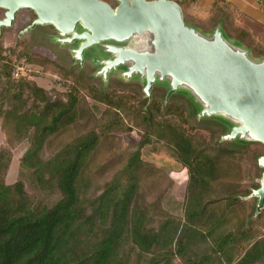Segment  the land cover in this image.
Listing matches in <instances>:
<instances>
[{"label":"trees","instance_id":"1","mask_svg":"<svg viewBox=\"0 0 264 264\" xmlns=\"http://www.w3.org/2000/svg\"><path fill=\"white\" fill-rule=\"evenodd\" d=\"M176 1L190 28H218L254 51L237 25H263L233 4L214 0L204 11L196 0ZM3 29L0 264H264V206L257 212L251 196L263 172L261 143L228 145L223 137L234 124L218 122L224 134L202 125L201 106L185 89L183 102L177 91L158 103L46 60L66 88L46 91L15 73L34 61L21 41L4 46ZM131 133L138 141L123 149ZM23 143L16 181L7 184L12 152ZM144 151H166L185 170L180 216L163 208L173 180Z\"/></svg>","mask_w":264,"mask_h":264},{"label":"water","instance_id":"2","mask_svg":"<svg viewBox=\"0 0 264 264\" xmlns=\"http://www.w3.org/2000/svg\"><path fill=\"white\" fill-rule=\"evenodd\" d=\"M114 1L115 8L101 0H0V30L11 28L19 11L29 10L35 19L24 32L51 26L59 42H79L72 51L75 63L93 45L122 43L138 32H151V52L104 45L114 59L101 63L96 76L106 81L109 71L127 64L124 76L138 74L148 100L155 82L167 84L165 101L185 89L205 107L198 117L223 115L234 122L224 140L264 146V62L247 61L246 52L231 49L218 28L205 38L186 26L176 0ZM258 165L263 170L260 186L251 195L257 212L264 206V155Z\"/></svg>","mask_w":264,"mask_h":264},{"label":"rangeland","instance_id":"3","mask_svg":"<svg viewBox=\"0 0 264 264\" xmlns=\"http://www.w3.org/2000/svg\"><path fill=\"white\" fill-rule=\"evenodd\" d=\"M104 2L107 3L110 7L116 5V2L114 0H104ZM252 8L253 9L250 10V13L252 11L256 15H264V0H262V2L257 1L256 5L254 7L252 6ZM3 13L4 12L0 10V20H2L3 18ZM31 13L32 12L29 10L19 11L16 14L15 21L13 22L11 28L3 29L2 40L5 47L12 46L16 40L22 42L23 46L21 45V47H26V54L32 62L34 61V64H22V66H20L15 71V73L18 72L19 75L22 74L30 77L37 86L43 88L44 90H56L57 92H63L66 89L64 86V79L60 77V75H58L56 72L51 70L53 66L50 63H47L46 60H53L64 68H74V70L77 69L79 71H83L87 75L91 73L92 75H96L100 70L99 67L101 63L112 61L114 59V55L108 53L106 51L107 49H105L106 46L104 47V45H111L112 42H101L97 45H93L87 48L83 53L82 61L75 63L74 54L72 51L77 45L76 42L73 44L59 42L58 39L60 38L51 26L37 25L34 29L24 32L25 29L29 27L34 20V17L31 16ZM183 22L184 24L187 23L184 17ZM187 26L189 27L188 23ZM237 26L246 27L248 33H250V35L252 36L251 43L255 45L254 51L251 52V50H253L252 48L249 49V47L242 45L239 41L225 38V41L227 40L226 42L229 47L231 49H239L246 52L245 58L251 63L264 62V25L262 27H257L256 25L248 23L241 19L239 21V25ZM194 29L205 38L211 37V34L207 31H201L197 27H194ZM150 36H152L151 32H138L136 34H133L124 42L114 43L113 45L134 49L137 51L151 52L153 51V48H151V41L149 39ZM23 61L24 58L21 59V62ZM127 67V64L117 66L115 69L108 72L106 77H104L106 81H103L110 88L118 89L122 92L139 94L140 91L142 92L144 82L141 81V78L138 74H133L129 77L124 76ZM31 74H34V76H30ZM157 83L158 82H155L152 88L157 85L159 87L154 91L153 89L151 90L150 97L151 100L153 99V101L160 103L163 96L165 97L164 91L168 90V86L165 82H161L160 85ZM183 95L184 94H182V92L178 91L174 99L183 102ZM204 108L205 107H201L200 110H203ZM198 118H204V120H202V125H208L212 127L219 134H224V132L227 131V127L224 124H217L218 122H223L226 120L229 123L234 124L233 121L231 122L223 115H211ZM3 139V134L0 131V145L3 143ZM137 141L138 136L135 133L124 135L122 143L123 149L127 148L128 146H134ZM234 141H227V143L228 145L234 146V144L229 143ZM26 148L27 144L23 143L12 152V161L5 178V182L7 184H12L16 181L18 159L24 153ZM142 158L145 161L151 162L155 166L161 167L168 172V175L170 179L173 180L174 185L163 203V208L175 216H180L182 214V202L187 180L185 170L166 151H159L155 153L144 151L142 153Z\"/></svg>","mask_w":264,"mask_h":264},{"label":"crops","instance_id":"4","mask_svg":"<svg viewBox=\"0 0 264 264\" xmlns=\"http://www.w3.org/2000/svg\"><path fill=\"white\" fill-rule=\"evenodd\" d=\"M104 2V0H101ZM152 1V0H147ZM214 0H196V7L201 10H207ZM231 4H233L241 13L247 15L252 18L257 23L264 25V15H256L252 11V6L256 5L257 0H225Z\"/></svg>","mask_w":264,"mask_h":264},{"label":"flooded vegetation","instance_id":"5","mask_svg":"<svg viewBox=\"0 0 264 264\" xmlns=\"http://www.w3.org/2000/svg\"><path fill=\"white\" fill-rule=\"evenodd\" d=\"M116 5H117V4H116ZM116 5H115V6H116ZM115 6H113V7H111V8H115ZM80 31H81V30H80L79 28H77V32H80ZM56 34H57V33H56ZM76 44H77V45H76L75 49L77 48L79 42H76ZM113 44H114V43H112L111 45H113ZM75 49H74V50H75ZM99 69H100V67H99ZM142 88H143V87H142ZM167 91H168V90H167ZM167 91H166V92H167ZM165 95H166V94H165Z\"/></svg>","mask_w":264,"mask_h":264},{"label":"built area","instance_id":"6","mask_svg":"<svg viewBox=\"0 0 264 264\" xmlns=\"http://www.w3.org/2000/svg\"><path fill=\"white\" fill-rule=\"evenodd\" d=\"M14 76H16V74Z\"/></svg>","mask_w":264,"mask_h":264}]
</instances>
